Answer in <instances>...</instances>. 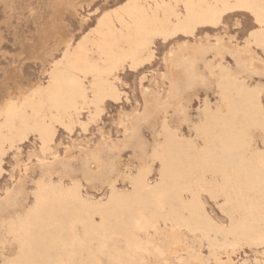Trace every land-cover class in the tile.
<instances>
[{"label":"bare ground","instance_id":"1","mask_svg":"<svg viewBox=\"0 0 264 264\" xmlns=\"http://www.w3.org/2000/svg\"><path fill=\"white\" fill-rule=\"evenodd\" d=\"M152 1L149 5L142 0H128L104 13L90 35L72 51L66 47L49 72L46 85L19 90L18 98L10 97L1 103L0 176L6 150L33 135L38 140L39 161L46 178L35 186L32 207L18 209L3 221L6 235L17 246L16 257L6 261L7 264H102L99 256H105L107 264H141L147 255L162 258L172 248L181 251L184 247L179 238L181 230L198 232L203 240H208L207 234L215 231L222 238L220 247L231 250L239 243L264 245V149L253 148L251 135L252 130L264 133V111L258 100L259 89L249 88L240 78L244 71L254 73L249 65L251 60L244 63L241 72L229 73L222 63L228 50L220 40L206 48L199 46L200 51L206 49L219 57L215 68L212 63L206 65L210 74L217 77L219 106L215 111L203 109L200 122L193 128L201 147L194 143V138L192 142L175 140L163 124V139L150 154L159 163L158 180L151 184L147 170L137 168L134 176L127 177L129 192H118L114 182L108 184L105 203L83 199L78 182L65 187L62 184L68 175L65 167L57 184L50 179L52 163L46 160L48 156L55 160L58 155L52 146L55 126L70 132L78 126L86 131L100 117L106 99L118 101L120 93L115 81L119 70L124 65L135 70L151 59L156 38L165 41L176 34L194 37L198 27H217L224 13L240 10L247 11L258 25L246 45L252 44L264 53V0ZM90 53L97 57H91ZM177 68L188 83L196 82L192 60L181 59L175 64ZM177 94V83L171 81L163 105L178 102ZM83 113L84 121L80 118ZM145 116L144 108L138 119L143 122L147 120ZM122 135L120 144L126 146L132 144L137 131L132 126L125 128ZM260 140L264 148L263 135ZM77 151L84 155L83 178L90 180L99 175L101 148L80 147ZM205 174L211 180H206ZM202 193L211 199L222 198L220 208L230 221L228 227H218L209 218L201 201ZM19 194L11 192L8 202L15 205ZM121 214L123 219L118 220ZM95 215L99 217L98 224L93 221ZM160 221L163 225L169 223V230L161 228ZM77 227L81 231L77 232ZM149 231L153 237H162V241L154 244ZM139 233L145 234V239ZM119 239L122 248L117 246ZM190 258L200 261L198 254L193 253Z\"/></svg>","mask_w":264,"mask_h":264},{"label":"rangeland","instance_id":"2","mask_svg":"<svg viewBox=\"0 0 264 264\" xmlns=\"http://www.w3.org/2000/svg\"><path fill=\"white\" fill-rule=\"evenodd\" d=\"M67 1L59 0L58 3V0H0V105L7 98H18L19 90H31L35 86L46 85L49 72L60 60L66 47L72 51L77 43L91 34L104 13L122 6L128 0ZM142 3L151 5L153 1L142 0ZM178 9L180 11V6ZM115 27L119 28L118 24H115ZM257 27L247 11L235 10L224 13L217 27H198L194 31V37L176 34L165 41L156 38L152 45L151 59L143 62L142 66L135 70L128 69L126 65L119 70L118 80L115 81L120 93L118 101L106 99L100 117L95 123L90 124L86 131L80 130L78 126L71 132L55 126L56 134L52 146L58 155H55V160L51 156L46 160L52 163L51 181L57 184L62 168L65 167L68 169V175L62 179L65 187H71L73 181L78 182L83 199L102 203L106 202L109 183L114 182L118 192H129L131 186L127 177L134 176L142 168L148 172V182L155 183L158 180L159 163L150 154L163 139L161 135L163 124L166 125L168 134L175 140L192 142L195 139L193 128L200 122L203 109L215 111L218 108L216 106H219L215 86L217 77L210 74L206 68V65L211 63L215 68L219 57L206 49L203 51L199 49V46L206 48L215 44L216 40H220L222 46L228 50V53L222 56V63L229 69V73L241 72L244 63L251 60L252 63L249 65L254 68L255 74L244 71L240 73V78L244 79L246 85L249 84V88L259 89V91L256 89L260 97L258 100L260 99L259 104L264 111V53L252 44L247 46L245 42L257 31ZM90 55L93 58L97 57L95 53ZM181 59L193 61L196 84L188 83L181 70L175 69V64ZM171 81L177 83V98L180 103L174 101L173 104L164 106ZM1 88L6 89L2 91ZM144 108L147 120L142 122L138 115L142 114ZM85 116L83 113L80 118L84 121ZM124 125L126 127H123ZM132 126L137 131L136 138L132 144L121 145L124 129ZM251 135L253 143L255 142L252 143L253 148L262 151L264 148L260 137L264 136V133L252 130ZM200 141L195 139L194 143L201 147ZM38 145V140L29 135L25 141L10 148L11 150L7 149L2 157L0 264H7L6 261L14 259L17 254V246L6 235L3 221L18 209L32 207L35 186L45 177V169L39 161L41 157L38 155ZM106 145H109V148L104 147ZM80 147L90 150L101 148L100 173L93 179L83 178L84 155L77 151ZM136 148L138 150H135ZM92 167L93 165L90 166L91 169ZM205 178L211 180L209 174H205ZM11 192H20L15 205L8 202V195ZM201 201L207 215L216 226H229L228 217L221 211L223 205L221 197L211 199L206 193H202ZM117 219H123V214ZM93 221L98 224L99 217L93 216ZM163 224L159 222L161 228L169 230V223ZM79 228L77 227V232L81 231ZM149 234L153 237L152 231H149ZM139 236L145 239L146 235L139 233ZM207 237L208 240H203L198 232L181 230L179 238L184 246L181 251L177 252L172 248L171 254L168 253L162 258L147 255L141 264H264V245L239 243V246L231 250L226 246L220 247L222 238L215 234V231L209 232ZM153 239L154 244L162 241V237L158 236H154ZM117 246L123 247L120 239ZM193 253L199 255L200 261L190 258ZM99 257L102 264H107L105 256ZM216 259H219L218 263L215 262Z\"/></svg>","mask_w":264,"mask_h":264}]
</instances>
